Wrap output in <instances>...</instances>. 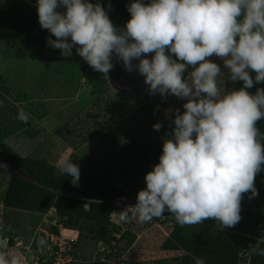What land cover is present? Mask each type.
<instances>
[{"label":"clouds","instance_id":"clouds-1","mask_svg":"<svg viewBox=\"0 0 264 264\" xmlns=\"http://www.w3.org/2000/svg\"><path fill=\"white\" fill-rule=\"evenodd\" d=\"M36 7L41 28L56 38L47 44L63 57L75 48L108 79L115 56L126 71L143 76L150 94L186 100L182 113L168 110L174 111V127L159 163L145 175L136 203L120 209L119 220L131 214L144 223L168 212L181 227L207 219L218 221L222 231L234 227L243 194L258 195L254 180L264 165V134L257 127L264 89L247 91L264 82V0H132L124 27L112 23L100 0H36ZM212 56L223 59L228 79L243 87L221 91L217 80L224 73L207 59ZM18 119L27 123L28 116L20 110ZM51 166L78 186L80 169L70 158L61 156ZM0 264H20V258L0 254Z\"/></svg>","mask_w":264,"mask_h":264},{"label":"rangeland","instance_id":"rangeland-1","mask_svg":"<svg viewBox=\"0 0 264 264\" xmlns=\"http://www.w3.org/2000/svg\"><path fill=\"white\" fill-rule=\"evenodd\" d=\"M12 1L0 0V8L7 9ZM32 1L31 4L36 5V0ZM110 2L106 0L107 10ZM57 10L66 11L64 7ZM108 15L117 27H124L130 19L115 20L109 11ZM20 52L24 57L18 56ZM29 54H37L36 48L0 35V153L49 165L61 156L68 157L79 166L80 176L112 182L114 196L130 197L136 202L149 166L146 161L131 155L130 151L139 146L148 157L157 147L159 136L173 123L174 111L168 110L179 109L181 112L186 100L174 95L162 98L159 94L149 93L147 96L145 92L119 94L101 73L93 69L90 80H87L75 63L34 61ZM207 59L217 63L224 73L217 80L221 91L223 88L232 91L243 87L242 81L228 79L223 59L216 56ZM187 75L184 73L185 78ZM257 88L253 86L247 91L254 95ZM20 110L27 114V123L18 119ZM46 118L50 120L42 123ZM55 120L59 124L53 131L43 126ZM156 123L162 125L159 130L153 127ZM120 137L127 142L121 144ZM7 178L6 172L0 170V191ZM120 211L113 206L110 220L128 231L134 240L131 244L126 238L116 242L109 251L110 259L104 257L108 254V251L105 254L107 246L91 239L84 229L85 223L73 228L56 223L54 228L61 232L62 237L76 240L74 253L77 263L92 264L105 260L112 264H173L174 258L186 255L182 250L165 251L161 247L172 228V214L169 213L163 221H160L161 216L142 223L131 218V214L129 220H119ZM6 217V229L11 226L12 229L10 233L3 234L11 235L12 232V237L18 238L22 246H29L30 252L25 260L31 262L34 238L38 236L41 240L43 235L38 231L47 230L49 226L52 228L49 222L45 223L48 216L9 211ZM248 258L241 252L237 264H249Z\"/></svg>","mask_w":264,"mask_h":264},{"label":"trees","instance_id":"trees-1","mask_svg":"<svg viewBox=\"0 0 264 264\" xmlns=\"http://www.w3.org/2000/svg\"><path fill=\"white\" fill-rule=\"evenodd\" d=\"M32 2L30 0L24 4L19 0H14L7 9L0 8V35L23 43L26 42L29 47L36 48L37 54H29V58L34 61L75 63L84 78L90 80L93 70L76 53L75 48L72 49L73 55L71 57H63L59 49H54L47 44V38H56L48 30L41 28L37 7L32 5ZM91 2L95 3L96 0H91ZM100 2L107 13L109 11L113 19L127 20L131 18L127 7L132 0H111L108 10L106 0H100ZM141 2L149 4L151 0H141ZM18 56L24 57L23 52H20ZM252 75L255 74L252 73ZM254 86L264 88V82L256 83ZM183 111L184 109L181 110V113ZM173 127L174 123L159 136L157 147L148 157L146 151H141L139 146H135L130 151L131 155L146 161L149 166L142 178L140 190L146 187L145 175L152 170L155 164L159 163L164 138ZM257 127L260 133L264 134V118L257 121ZM261 142L264 144V141ZM5 157L12 162L15 168L25 174L22 177L6 172L8 175L6 188L0 191V203L4 206L6 214L9 211L12 213L22 211L44 215L51 208H54V217L59 224L66 228H73L80 223H85L84 229L91 235V239L96 243L103 242L107 245L105 254L107 251L108 254L104 256L107 257L106 259L111 257L109 251L112 248V243L125 238L129 244L133 242L134 236H129L128 231L114 225L110 220L113 208L111 201L116 198L112 182L80 176L78 186H73L70 175L60 174L56 168L45 162L15 156L5 155ZM261 168L262 170L254 180L258 195L249 199L250 194H243L241 219L234 227L227 229L264 239V165ZM75 196L91 201L82 202L74 199ZM163 215L167 217L169 213ZM171 224L170 233L161 245L162 249L165 251L182 250L186 253L184 256L174 258L173 264H195L197 258H202L204 264H237L241 252L246 253L249 257V264H264V255L260 254L264 252V242L230 235L220 230V223L216 220L207 219L199 224L181 227L173 217ZM6 228L4 224L3 229ZM11 229L12 226L3 230V233H10ZM51 231L58 233L54 227L51 228ZM116 235L120 237L117 239ZM5 236L8 237L9 245H11L14 239L12 232L11 235L6 234ZM37 237L34 238L35 241L32 245V250L36 254L39 246V238ZM73 248L76 250L75 245ZM253 248H256V251H253ZM72 255L74 260L69 264H82L76 262L74 252ZM92 264L112 263H106L103 260Z\"/></svg>","mask_w":264,"mask_h":264},{"label":"built area","instance_id":"built-area-1","mask_svg":"<svg viewBox=\"0 0 264 264\" xmlns=\"http://www.w3.org/2000/svg\"><path fill=\"white\" fill-rule=\"evenodd\" d=\"M146 95H149V92H146ZM7 183V182H6ZM6 183L3 188H6ZM6 210L2 203H0V254H4L6 257H11L13 255L19 256L20 264H69L74 260L72 253L74 252V245L76 240L68 239L66 237H62L61 232L55 233L51 231L50 226L47 230H39L38 233H42L41 240L39 239V246L37 250V254L33 252L32 261L27 262L25 260L26 256L30 252V247L22 246L17 239H13L11 245H9V239L7 236L3 234V225L7 221ZM55 210L51 208L44 216H48L45 223H50L52 227L56 226L57 222L54 217ZM160 221L166 220V216L162 215ZM159 218V217H158ZM61 225V224H60ZM62 226V225H61ZM120 236L116 235L118 239ZM44 238V242L42 239ZM103 246H107L103 242H98ZM115 243H112L114 246ZM47 247V249L44 247Z\"/></svg>","mask_w":264,"mask_h":264},{"label":"water","instance_id":"water-1","mask_svg":"<svg viewBox=\"0 0 264 264\" xmlns=\"http://www.w3.org/2000/svg\"><path fill=\"white\" fill-rule=\"evenodd\" d=\"M149 59H151L152 54H145ZM113 63V68L110 70L108 76L109 78L107 79L109 82L110 87L118 93L121 94H140L147 92L148 86L144 83V78L141 76L138 71L134 70L132 72H128L125 70L123 67V62L119 61L113 57L112 60ZM132 63L138 64L139 60H133ZM0 170L7 172V173H12L15 175H19L24 177L25 174H23L20 170L15 168L12 164V162L8 161L6 157L0 153ZM71 197V196H70ZM76 200L82 201V202H89L91 200L85 199L83 197L75 196L73 197ZM97 203H101L100 201H96ZM136 202H133V200L130 197H120V198H115L111 201V204L117 208L122 209L124 206H130L135 204ZM168 213V212H165ZM220 230H222L220 228ZM230 235H235L238 237H243V238H251V236L244 234L239 231H234L231 229L227 228L224 230ZM251 239H255L261 242H264V239L260 238H255L252 237Z\"/></svg>","mask_w":264,"mask_h":264},{"label":"crops","instance_id":"crops-1","mask_svg":"<svg viewBox=\"0 0 264 264\" xmlns=\"http://www.w3.org/2000/svg\"><path fill=\"white\" fill-rule=\"evenodd\" d=\"M28 1H29V0H26L25 3H24V2H22V3L26 4ZM60 112H62V111H60ZM60 112H59V113H60ZM60 114H61V113H60ZM55 117H56V116H55ZM55 117H54V118H55ZM48 120H50V119H49V118H46V119L43 120L42 123H46V122H48ZM53 121H54V120H53ZM56 122H58V121L55 120L54 123L51 122V123L46 124V125H43V126H44L47 130L53 131L54 128L56 127V124H57V125L59 124V123H56Z\"/></svg>","mask_w":264,"mask_h":264}]
</instances>
